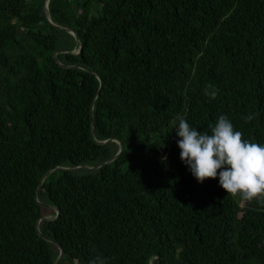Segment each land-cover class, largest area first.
<instances>
[{
	"label": "trees",
	"instance_id": "16d2710c",
	"mask_svg": "<svg viewBox=\"0 0 264 264\" xmlns=\"http://www.w3.org/2000/svg\"><path fill=\"white\" fill-rule=\"evenodd\" d=\"M46 2L0 0V264H264V198L171 132L264 143V0Z\"/></svg>",
	"mask_w": 264,
	"mask_h": 264
},
{
	"label": "clouds",
	"instance_id": "9594fccd",
	"mask_svg": "<svg viewBox=\"0 0 264 264\" xmlns=\"http://www.w3.org/2000/svg\"><path fill=\"white\" fill-rule=\"evenodd\" d=\"M204 94L215 99L218 91L209 86ZM252 119L254 115L246 116V120ZM208 128L201 131L183 117L172 127L180 159L191 175L201 184L207 179H218L227 194L247 201L264 198V143L243 139V133L227 115H220Z\"/></svg>",
	"mask_w": 264,
	"mask_h": 264
},
{
	"label": "water",
	"instance_id": "95a60500",
	"mask_svg": "<svg viewBox=\"0 0 264 264\" xmlns=\"http://www.w3.org/2000/svg\"><path fill=\"white\" fill-rule=\"evenodd\" d=\"M48 0H47V3H46V11L48 12ZM60 28H62V27H60ZM93 127H94V123H93ZM111 141V140H110ZM107 142H109V140H107V141H103V142H100V143H102V144H105V143H107ZM119 144H120V150H119V154L116 156V157H118L119 155H120V153L123 151V149H124V147H123V144H122V142H119ZM50 174V172L48 173V174H46L45 175V177L43 178V180L45 179V178H47V176ZM50 208H52V207H50ZM55 209V208H54ZM55 210H57V212L59 213V211H58V209H55ZM59 215V214H58ZM44 219H52V218H50V217H44V218H42V219H40L39 220V223H38V225H37V227H38V229H39V226H40V222L42 221V220H44ZM63 256V250H62V253H61V257ZM60 257V258H61ZM152 264H155L154 263V261H152Z\"/></svg>",
	"mask_w": 264,
	"mask_h": 264
},
{
	"label": "bare ground",
	"instance_id": "6f19581e",
	"mask_svg": "<svg viewBox=\"0 0 264 264\" xmlns=\"http://www.w3.org/2000/svg\"><path fill=\"white\" fill-rule=\"evenodd\" d=\"M47 1V0H46ZM49 2H50V0H48ZM49 2H48V8H49ZM47 3V2H46ZM48 11H49V9H47ZM72 34H74L73 33V31L72 30H69ZM75 35V34H74ZM76 36V35H75ZM76 38L78 39V37L76 36ZM80 49H81V47H80ZM77 52V51H76ZM62 66H64V65H62ZM111 141H116L118 144H119V140H116V139H111ZM98 142H100V141H98ZM120 145V144H119ZM155 258H152L151 259V261H150V264H152V261L154 260Z\"/></svg>",
	"mask_w": 264,
	"mask_h": 264
},
{
	"label": "rangeland",
	"instance_id": "374dc122",
	"mask_svg": "<svg viewBox=\"0 0 264 264\" xmlns=\"http://www.w3.org/2000/svg\"><path fill=\"white\" fill-rule=\"evenodd\" d=\"M50 210L51 211H55V209L52 207V208H50ZM50 214H52V213H50ZM52 216V215H51ZM51 216L48 214V217H50L51 218Z\"/></svg>",
	"mask_w": 264,
	"mask_h": 264
}]
</instances>
